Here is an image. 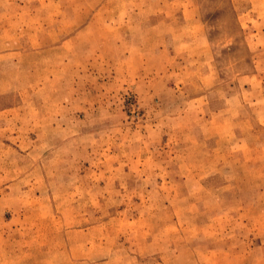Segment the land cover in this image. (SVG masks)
<instances>
[{"label": "rangeland", "instance_id": "rangeland-1", "mask_svg": "<svg viewBox=\"0 0 264 264\" xmlns=\"http://www.w3.org/2000/svg\"><path fill=\"white\" fill-rule=\"evenodd\" d=\"M0 264H264V0H0Z\"/></svg>", "mask_w": 264, "mask_h": 264}]
</instances>
